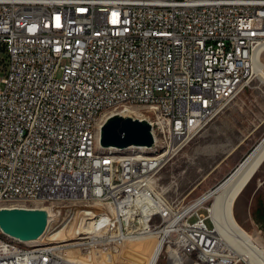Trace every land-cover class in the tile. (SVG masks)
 Masks as SVG:
<instances>
[{"label": "built area", "instance_id": "1", "mask_svg": "<svg viewBox=\"0 0 264 264\" xmlns=\"http://www.w3.org/2000/svg\"><path fill=\"white\" fill-rule=\"evenodd\" d=\"M258 46L264 0H0V195L84 196L89 258L107 251L97 242L147 233L170 243L157 262L251 264L209 208L181 214L156 175L247 85ZM118 95L162 101V158L94 156L88 124ZM0 264L66 263L62 248L0 243Z\"/></svg>", "mask_w": 264, "mask_h": 264}, {"label": "rangeland", "instance_id": "2", "mask_svg": "<svg viewBox=\"0 0 264 264\" xmlns=\"http://www.w3.org/2000/svg\"><path fill=\"white\" fill-rule=\"evenodd\" d=\"M261 61L264 64V52ZM129 115L134 117L131 113ZM263 136L264 83L253 73L247 85L223 110L182 150L166 161L156 175L158 190L164 191L165 198L179 207H188L221 183ZM212 204L213 199L207 200L199 211L206 214V208ZM58 207V215L46 228L43 242L58 241L65 246L66 255L77 258L82 264L148 263L153 243L157 240L152 235L116 243L107 240L97 242L95 250L107 251L96 252L95 257L89 258L80 251L92 250V241H84L86 229H93L95 223V213L89 203L73 202ZM233 213L236 224L264 248V161L236 197ZM193 220L194 217L190 219ZM206 223L211 227L209 220ZM0 238H4L1 231ZM157 264H165L163 255Z\"/></svg>", "mask_w": 264, "mask_h": 264}, {"label": "bare ground", "instance_id": "3", "mask_svg": "<svg viewBox=\"0 0 264 264\" xmlns=\"http://www.w3.org/2000/svg\"><path fill=\"white\" fill-rule=\"evenodd\" d=\"M263 51L264 47L262 46H258L254 51L253 72L264 83V64L261 61V55ZM143 109L148 110V114H144V119H146L147 121H152L154 126L152 127L154 144L151 148L137 149L129 151L127 153L119 154L113 153L110 149H105L100 146V129L102 124L110 115H112L113 113H126V115H129V113H131L135 118H138V116H143ZM139 111L141 112V115L139 114ZM87 138L88 147L91 148L94 156H107L109 158H113V160L133 158H143L146 160L159 159L162 158L163 154L165 153L166 147H172V140L167 139V128L165 127L162 101H159V99L148 98H134L127 100V95H118V97H115L112 102H106V108H97L93 121L88 124ZM263 158L264 136L221 183H219L216 187L209 190L208 192L204 193L188 207H179V211L181 212V214L193 213L194 209L202 207V205L207 200L213 199V204L211 207H209V211L210 216L215 221L216 229L224 239H226L237 249L243 250V247L248 248V254L250 256L251 264H264V248L258 246L252 239V237L250 235H247L236 224L233 216V205L238 194L242 191L243 187L246 186V181L256 170ZM81 201H86V198L84 196L72 195L58 196L57 194H37V196H35L33 200H30L29 196H18V202H16L14 193H3L2 195H0V204H6L5 206L8 207H42L43 209H45L48 212L47 229L50 226L52 220L58 215L60 207L57 208L55 205H64ZM24 203L33 204L35 206H27ZM46 204H49V206H46ZM44 235L45 234H43L36 241H28L26 243L40 242L42 241ZM140 236H148V234L134 233L133 239H136ZM3 237L4 238H0V243L7 248L19 249V251H23L26 253L54 251L62 248L63 262H65L66 264H82V261H79L77 258L71 255H66L64 253L65 246L63 244H60L58 241H42L36 246H30L23 244L18 240L10 238L4 234ZM126 240L127 236H118L117 241H107L116 243ZM153 244V249L151 248L152 255L147 264H156L160 252L170 250V243H162V239L160 238L157 239Z\"/></svg>", "mask_w": 264, "mask_h": 264}, {"label": "water", "instance_id": "4", "mask_svg": "<svg viewBox=\"0 0 264 264\" xmlns=\"http://www.w3.org/2000/svg\"><path fill=\"white\" fill-rule=\"evenodd\" d=\"M100 146L113 153H127L137 149H149L154 144L151 125L146 119H138L122 113H113L102 124L100 129ZM259 163L256 170L263 163ZM255 170V171H256ZM250 175L247 182L252 178ZM48 212L42 207H6L0 206V231L2 234L19 242L36 246L46 231Z\"/></svg>", "mask_w": 264, "mask_h": 264}]
</instances>
